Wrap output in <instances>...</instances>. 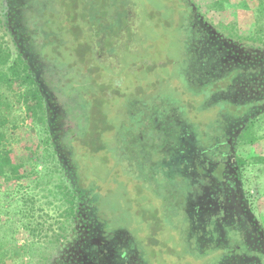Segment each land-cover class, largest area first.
Returning a JSON list of instances; mask_svg holds the SVG:
<instances>
[{
  "label": "trees",
  "instance_id": "1",
  "mask_svg": "<svg viewBox=\"0 0 264 264\" xmlns=\"http://www.w3.org/2000/svg\"><path fill=\"white\" fill-rule=\"evenodd\" d=\"M168 1H174L171 7L178 9L186 51L179 79L191 88L208 89L214 100L230 104L228 117L220 123V138L209 146L192 137L181 103L172 101L167 109L159 110L160 97L150 104L131 100L118 116V126L107 125L104 108H109L113 98L120 100L117 88L124 86L119 85L122 79L103 71L111 66L101 62L111 57L113 48L129 53L135 50L131 42L137 35L138 0H57L56 13H50L46 1L0 0V201L6 203L0 202V264H123L125 233L106 230L105 221L97 215L90 190L82 187L77 177L78 149L89 155L109 152L112 158L119 155L117 147L132 150L134 165L147 170L138 172L141 180L150 177L159 183L157 197L167 215L170 201L188 194L187 207L178 210L187 217L182 237L189 257L193 253L196 260V254L203 256L204 248L211 245L219 251V264H239V246L249 250L239 228L235 235L242 245L233 243L227 248L223 241L214 242L213 236L203 241L199 218L189 203L198 194L193 177L202 172V166L209 168L212 177L232 170L240 182V168L264 165V156L246 159L238 154L240 148L264 140V0H254L256 25L251 35L234 23L215 26L201 19L191 0ZM66 45L75 55L72 63L43 56L47 48L55 51L53 48L61 47V52ZM79 76L87 79L83 80V100H79L77 89ZM145 87L130 91L140 95ZM14 104L30 114L31 122L39 128L41 150L30 164L33 172L40 167L41 175L27 181L33 189L19 186L27 173L8 156L6 136ZM107 132L114 133L112 145L103 140ZM155 156L161 167L157 174L147 167ZM176 173L182 179L178 187L171 184ZM185 185L191 189L179 196ZM40 186L38 198L32 191ZM85 226H89L88 234H84ZM96 238L115 244L97 246L92 240ZM112 245L119 247L110 256Z\"/></svg>",
  "mask_w": 264,
  "mask_h": 264
},
{
  "label": "rangeland",
  "instance_id": "2",
  "mask_svg": "<svg viewBox=\"0 0 264 264\" xmlns=\"http://www.w3.org/2000/svg\"><path fill=\"white\" fill-rule=\"evenodd\" d=\"M41 1L47 2L50 13L58 12L57 0ZM138 1L141 8L135 12V16H138L137 35L134 42H131L135 50L129 53L113 48L111 57L101 62L111 66L108 68L102 66L103 71L106 73L108 71L114 78L122 79L119 85L125 87L117 88L120 100L113 98V102L108 105L110 111L109 108H104L108 116L107 125H111L114 129L118 126L120 121L118 116L123 115L126 104L131 100H141L150 104L153 103L154 98L160 97L163 102L156 104V106L159 105V110L167 109V105L172 101L181 103L180 107L184 112L186 123L193 129L192 137L199 138L202 145L209 146L220 138V123L224 116L228 117L230 104L224 99L214 100L208 89L191 88L190 84L179 79L182 68L185 67L186 51L180 33L178 9L175 8V11L171 7L175 5V2L170 1L169 4L168 0ZM191 2L196 5L195 11L201 19L206 18L215 26L218 23L224 25L234 23L241 32L247 35L253 34L256 25L254 0H191ZM241 3L245 4L246 8H243ZM53 49L57 51V55L55 51L44 50L43 56H46L48 60L53 59V61L68 64L76 59L67 45L61 52V47ZM82 77L79 76L77 79L79 100H83V80L87 81L86 77ZM145 84L146 87L140 95L130 91V88ZM92 89L97 91V87ZM205 91L206 93H203ZM9 120L11 123L8 125L6 136L10 150L8 156L20 164L27 173L28 177L25 181H20L19 186L33 189V184L28 182L41 175L40 167L34 172L31 171V164L37 160L41 150L40 143L37 141L39 128L31 122L32 116L16 105ZM113 134V132H107L103 135V140L109 141V145H112ZM111 149L115 150L116 147ZM117 150L119 155L112 158V153L109 152L102 151L89 155L85 150L78 149L75 158L77 177L81 186L90 190L94 208L100 219L105 221L106 230L125 231L131 240L130 244L135 246L145 264H219L221 258L219 251L211 245L204 248L203 256L196 254V260L193 258L195 255L193 253L189 257L190 250L187 249L186 241L182 237L185 233L187 217L178 209L187 207L188 194L186 193L191 189L190 184L182 188L184 192H178L179 196L183 193L186 196L170 201L171 210L167 215L164 212V204L157 197L159 183L155 180L150 181V177L146 181L141 180L139 173L144 171L146 173L147 170L134 165L131 159L132 150H120L118 147ZM238 154L246 159L264 156V140H260L253 146L240 148ZM157 156L154 157L156 160L147 166L154 174L161 170L157 164L159 161ZM30 161H32L31 164ZM239 177L242 191L247 198L251 219L264 233V165H245L240 168ZM172 178L173 186L178 187L182 183L178 173ZM44 183L46 187L47 179ZM41 188L40 186L32 191L38 198L42 194ZM44 202L46 200L42 201ZM47 209L45 212L50 214ZM51 215L54 216L52 213ZM236 231V229L226 231L225 246L227 248L232 247L233 243L242 245L239 235H235ZM154 235L158 247H154ZM239 247L241 249L237 254L238 258L251 255L256 260L262 261L263 257L259 252L244 250L243 245ZM9 264L19 263L12 261Z\"/></svg>",
  "mask_w": 264,
  "mask_h": 264
},
{
  "label": "flooded vegetation",
  "instance_id": "3",
  "mask_svg": "<svg viewBox=\"0 0 264 264\" xmlns=\"http://www.w3.org/2000/svg\"><path fill=\"white\" fill-rule=\"evenodd\" d=\"M201 168L202 172H197L193 177L194 182L197 184L198 194L189 205L193 207L195 215L199 218L200 228L198 230L204 236L203 241H209L213 236L214 242L220 243L223 241L226 243L224 240L226 229L239 228L246 237V242L250 245L248 246L249 251H257L264 257V233L256 225L255 221L251 219L247 207V198L242 191L240 182L235 179V172L231 170L221 176L212 177L209 168H204L203 166ZM207 173L209 175L205 176ZM88 227H84V234H88ZM124 233L123 264H145L135 246L133 245V248H131V240L125 231ZM92 240L93 244L97 246L115 244L112 240H100L97 238ZM155 242L157 241L155 240ZM157 245L154 247H158ZM112 246L109 249L110 256L114 255L116 253L114 251L118 250L119 247L116 245ZM103 248L105 249L104 246ZM238 262L239 264H261L260 261L251 255L239 256Z\"/></svg>",
  "mask_w": 264,
  "mask_h": 264
}]
</instances>
